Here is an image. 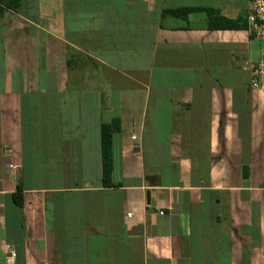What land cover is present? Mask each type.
<instances>
[{
  "label": "crops",
  "instance_id": "1",
  "mask_svg": "<svg viewBox=\"0 0 264 264\" xmlns=\"http://www.w3.org/2000/svg\"><path fill=\"white\" fill-rule=\"evenodd\" d=\"M246 4L21 0L0 19V264L9 247L14 264H264L254 40L203 12L162 16L245 21ZM115 118L120 186L104 188L100 125Z\"/></svg>",
  "mask_w": 264,
  "mask_h": 264
},
{
  "label": "trees",
  "instance_id": "2",
  "mask_svg": "<svg viewBox=\"0 0 264 264\" xmlns=\"http://www.w3.org/2000/svg\"><path fill=\"white\" fill-rule=\"evenodd\" d=\"M21 0H0V19L7 12H16L20 8ZM203 12L206 15L208 30H245L246 22L240 20H228L221 17L213 9L202 7H182L177 9H166L162 16H170L176 19L187 20L192 13ZM120 131V121L113 119L110 123L100 125V155H101V182L104 188H117L120 185L112 182V135ZM12 201L16 207L23 205V195L20 186L16 187L12 194Z\"/></svg>",
  "mask_w": 264,
  "mask_h": 264
},
{
  "label": "built area",
  "instance_id": "3",
  "mask_svg": "<svg viewBox=\"0 0 264 264\" xmlns=\"http://www.w3.org/2000/svg\"><path fill=\"white\" fill-rule=\"evenodd\" d=\"M245 22L249 37L254 41L264 42V0H247ZM247 70L249 89L264 94V48L259 50L257 59L249 63ZM8 254V262L13 261L14 251L10 249Z\"/></svg>",
  "mask_w": 264,
  "mask_h": 264
},
{
  "label": "rangeland",
  "instance_id": "4",
  "mask_svg": "<svg viewBox=\"0 0 264 264\" xmlns=\"http://www.w3.org/2000/svg\"><path fill=\"white\" fill-rule=\"evenodd\" d=\"M196 17H197V19H199L201 21L204 20V18H203L204 15H202V14H197ZM261 48H264V42L254 41L252 43L251 48H250V50H251L250 59L251 60H256L257 59L258 54H259V50ZM0 79H1V67H0ZM10 249H11L10 247L7 249L8 253H9ZM8 257H9V254H8ZM13 261H14V258H13ZM6 264H8V263H6Z\"/></svg>",
  "mask_w": 264,
  "mask_h": 264
},
{
  "label": "water",
  "instance_id": "5",
  "mask_svg": "<svg viewBox=\"0 0 264 264\" xmlns=\"http://www.w3.org/2000/svg\"><path fill=\"white\" fill-rule=\"evenodd\" d=\"M247 172H248V169L246 166L242 167V179H246L247 178ZM9 264H14L13 261L11 262H8Z\"/></svg>",
  "mask_w": 264,
  "mask_h": 264
}]
</instances>
